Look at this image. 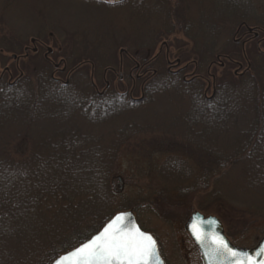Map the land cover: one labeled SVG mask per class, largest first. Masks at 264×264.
<instances>
[{"label": "trees", "instance_id": "16d2710c", "mask_svg": "<svg viewBox=\"0 0 264 264\" xmlns=\"http://www.w3.org/2000/svg\"><path fill=\"white\" fill-rule=\"evenodd\" d=\"M130 1L135 12L167 0ZM244 1L256 14L245 7L249 14L240 11L236 23L218 7L209 5L208 11L197 5L192 16L179 15L178 5L166 3L164 24L173 30L188 28L195 43L177 58L187 63L184 66L192 61L187 68L192 66L193 72L169 68L175 62L171 51L162 59L163 52L148 56L126 49L119 52L120 60L109 64L88 57L74 62L65 55L61 68L39 52L30 57L35 62L30 67H20V59L14 68L7 66L5 75L0 74V264H52L116 213L133 210L137 215L145 204L155 203L153 194L162 200L168 196L173 205L197 195L199 201L201 196L227 201V193L214 183L235 168L240 190L253 202L232 209L264 223V50L258 40L251 41L252 49L246 41L238 43L244 34L253 33L249 27L255 37L264 30V0ZM215 11L220 16L213 18ZM201 26H207L205 35L198 32ZM225 29L235 36L218 47ZM38 38L36 42L43 44ZM172 43L168 41L169 48ZM22 47L20 40L12 41L0 30L1 53L28 58ZM125 59L135 64L127 74L130 85L117 89L115 74L123 72ZM218 62L222 74H210ZM102 69L97 82L95 75ZM134 71L142 73L134 76ZM56 72H67L66 79L56 77ZM158 96L172 102V113L162 114L152 106L141 110ZM147 110L165 122L170 117L174 125L167 121L154 127L132 119ZM130 154L146 159L165 155V164L157 166L165 183L158 189L151 181L140 185L139 198L117 191L112 177L119 171V160Z\"/></svg>", "mask_w": 264, "mask_h": 264}, {"label": "rangeland", "instance_id": "374dc122", "mask_svg": "<svg viewBox=\"0 0 264 264\" xmlns=\"http://www.w3.org/2000/svg\"><path fill=\"white\" fill-rule=\"evenodd\" d=\"M116 1L0 0V30L3 35L12 41L20 40L23 43L22 52H24L25 46L29 48L28 58L13 57L12 52L3 51L1 53L0 51V74L5 72L7 66L14 68L19 59L20 67L32 66L35 62L30 57L39 52L44 57L48 53L49 58L56 66L62 64L61 59L66 58L65 55L72 58L73 61L88 57L89 59L97 60L99 64H101L102 60L109 64L120 60L119 52H121V49H126L130 53L136 52L140 54V52H143L148 54V56H153L165 44L163 41L173 42L170 48V60H175V62L172 63L174 66H169V68L183 72H193L194 68L192 66L189 69L187 68L188 65L193 64L191 63L192 61L187 66H184L187 63H181L177 58H181V54L185 52H190L195 43L188 37V28L173 30L171 25L164 24L168 13L166 3L178 5L180 7L179 15H183V12H185L194 16L197 5H203L205 7L204 10L208 11L211 9L209 5L215 8L218 7L225 14L223 16L226 18L229 16L233 19L232 23H236L239 20L237 16L240 15V11L242 14H249V10L245 7L253 9V16L256 14L254 6H248L249 4L244 0H167L166 3H154L153 5L155 6L150 10L142 9L135 12L131 9L132 1L128 0L125 4L115 3ZM235 7L244 8L237 11ZM212 15L213 18L220 16L218 11H215ZM173 16L170 19L175 21ZM207 20L205 18L206 22ZM201 27L198 32L201 35H205L207 26ZM159 32H162V35L153 44ZM260 32V34L257 32L256 37L255 35L253 36L254 31L252 34L247 32L238 43L241 44V41H246L245 45L252 49L253 43L251 41L258 40L259 48L264 50V30L261 29ZM38 35L41 37L38 39H41L43 44H38L37 46L41 47L34 51L32 48L36 45L31 43V40ZM220 36L222 37L219 38L218 47L227 45L234 38L235 32L225 29ZM240 36L238 34L236 38ZM97 41L100 43H97ZM49 48H52L50 53ZM166 49V46H164L163 54L161 55L162 59L166 58ZM74 52L77 54L76 56H73ZM125 61L126 66L123 72L120 73L117 70L115 74L117 89H128L130 85L127 74L131 67L132 69L134 68L135 64L129 61L128 65V60L125 59ZM209 63L210 61L206 62L203 71H207ZM219 63L211 67L210 74H222L223 68ZM115 66L118 67L119 62ZM62 67L63 65H61ZM233 69L236 70V68ZM102 71L103 69L95 75L97 82L102 77ZM140 73L142 72H133L134 76L140 75ZM14 74L17 76V72H14ZM66 74L67 72L62 76L59 72L55 73L56 77L63 80L66 79ZM189 74L185 75L189 78L191 76ZM200 76L206 80L211 78H207L204 73H200ZM140 87L141 80H138L136 82L137 97H141ZM208 94L211 95V91ZM161 97H156L153 105L143 106L141 110L152 106L151 108L159 110L162 114L166 112L167 114L172 113L169 112L173 111V108L170 110L172 102L168 104L166 99L163 96ZM148 111L139 112L132 116V119L142 125L154 127H158L159 124L162 127L167 121L174 125V120L170 117H167L165 122L162 118H158L160 119L158 120L155 117V112H152L151 115L146 114ZM153 158L146 159L142 156L136 157L133 154L121 158L119 160V171L112 177L114 188L121 192L124 190L123 192L132 199L139 198L141 195L136 189L140 185L148 184L150 181V185L151 183L155 184V189L160 188L165 181L162 175L159 176L157 166L165 164L163 162L166 156L157 154ZM145 171H148V174L144 173ZM237 174L238 169H232L229 173L219 176L214 183L217 188L227 193V201L220 200L217 196H201L199 201V196L197 195L195 198L191 197L192 199L190 200L183 199L180 205H173L169 203L168 196L162 200L160 196L156 197L157 195L153 194L155 203L148 202L145 204V209H142L139 213L137 212L141 226L156 238L160 254L166 264H202L199 251L185 229L187 219L196 210L202 212L205 216L215 215L220 218L226 236L235 245L254 247L264 236L263 222H253L255 217L253 216L252 218V214L245 213L240 215L232 209L233 205H246L253 202L250 194L240 190L235 180ZM201 203L203 208L200 207Z\"/></svg>", "mask_w": 264, "mask_h": 264}, {"label": "snow or ice", "instance_id": "6c2138e0", "mask_svg": "<svg viewBox=\"0 0 264 264\" xmlns=\"http://www.w3.org/2000/svg\"><path fill=\"white\" fill-rule=\"evenodd\" d=\"M193 234L203 243L206 234L193 225ZM211 251L207 253L210 260L220 257L235 258L237 264H257L251 257H241L234 249L229 248L221 236H213ZM258 255H264V250ZM56 264H159L156 243L151 235L139 228H126L124 215H118L104 230L87 243L81 244L65 256H61ZM259 264H264L260 260Z\"/></svg>", "mask_w": 264, "mask_h": 264}, {"label": "water", "instance_id": "95a60500", "mask_svg": "<svg viewBox=\"0 0 264 264\" xmlns=\"http://www.w3.org/2000/svg\"><path fill=\"white\" fill-rule=\"evenodd\" d=\"M250 30L252 31L253 29L250 28ZM32 42H35V38L32 39ZM121 214L124 215V226L126 228H132V227L139 228L140 231L147 233V234L152 236V238L154 239V241L156 243V249L158 252L159 264H165L164 259L162 258L161 254L159 252L158 244H157L155 237L152 234H150L149 232L144 231L140 227V225L137 221L136 215L132 210H125V211H121V212L116 213L112 218H110L103 225V227L97 233H95L93 236H91L89 239H87L83 243H87L92 237L99 235L104 230V228L115 219L116 216L121 215ZM194 224L197 226V229L199 231L206 234L207 238L205 239V241L203 243L198 241L196 239V236L193 234V225ZM185 229L190 234L195 245L197 246L203 264H237L235 258H231V257H220L218 259L213 258L210 260V257H209V255H207V253L211 251L210 245L213 242L212 238H213V236H216V235L223 237L224 240L227 242L228 247L234 249L237 253L240 254L241 257H244V256L251 257L257 261V264H259L260 260H264V255H258V253H261V250H264V236L259 240V242L254 247H244V246L235 245L226 236L222 221L220 220V218H218L215 215L205 216L202 212L196 210V211L192 212V214L187 219V221L185 223ZM83 243H81V244H83ZM81 244H79L75 248L79 247ZM75 248H73V249L63 253L59 257H57L52 262V264H56L57 260L61 256L67 255L68 253L73 251Z\"/></svg>", "mask_w": 264, "mask_h": 264}, {"label": "flooded vegetation", "instance_id": "af4514ba", "mask_svg": "<svg viewBox=\"0 0 264 264\" xmlns=\"http://www.w3.org/2000/svg\"><path fill=\"white\" fill-rule=\"evenodd\" d=\"M125 0H117L116 1V3H122V2H124ZM165 42V41H164ZM37 43V42H36ZM38 44V43H37ZM164 46H166V53H167V55H169L170 54V48H169V45H168V41H166V43L165 44H163V46L160 48V50H159V52L161 53V52H163V50H164ZM5 71H8V69L7 70H5ZM4 75H5V73H3ZM3 74H1V77H3L4 75Z\"/></svg>", "mask_w": 264, "mask_h": 264}]
</instances>
